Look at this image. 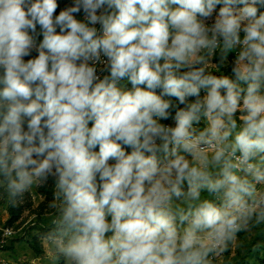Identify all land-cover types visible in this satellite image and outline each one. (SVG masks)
Returning <instances> with one entry per match:
<instances>
[{"label":"clouds","instance_id":"clouds-1","mask_svg":"<svg viewBox=\"0 0 264 264\" xmlns=\"http://www.w3.org/2000/svg\"><path fill=\"white\" fill-rule=\"evenodd\" d=\"M37 185L50 264H217L264 226V0H0V189Z\"/></svg>","mask_w":264,"mask_h":264},{"label":"rangeland","instance_id":"rangeland-1","mask_svg":"<svg viewBox=\"0 0 264 264\" xmlns=\"http://www.w3.org/2000/svg\"><path fill=\"white\" fill-rule=\"evenodd\" d=\"M58 3L63 8L70 4L71 0H58ZM32 55L34 56L36 53L33 52ZM232 59H234V54L229 57V60ZM222 72L223 74L230 72V68L222 69ZM122 83H125L128 88L131 87L130 83ZM162 122L172 123L171 120ZM52 192L51 185L33 186L23 195L16 206H9L3 195V189H0V207L3 217L15 231L5 253L11 264H31L33 259L37 261V264H50L49 247L40 237L48 230L54 212L49 207L53 199ZM258 241H264V226L254 229L249 234L241 233L240 241L233 245L229 252L219 257L217 264H264V256L252 251V247Z\"/></svg>","mask_w":264,"mask_h":264},{"label":"built area","instance_id":"built-area-1","mask_svg":"<svg viewBox=\"0 0 264 264\" xmlns=\"http://www.w3.org/2000/svg\"><path fill=\"white\" fill-rule=\"evenodd\" d=\"M107 74V73H104ZM10 228L12 229V235L5 236L4 229ZM15 231L11 226L7 224V219L3 217L2 208L0 207V264H11V262L6 258L5 253L7 247L10 245V241L13 238Z\"/></svg>","mask_w":264,"mask_h":264},{"label":"trees","instance_id":"trees-1","mask_svg":"<svg viewBox=\"0 0 264 264\" xmlns=\"http://www.w3.org/2000/svg\"><path fill=\"white\" fill-rule=\"evenodd\" d=\"M224 74H226V75H230L231 73L230 72H225ZM11 221L9 220V223H10Z\"/></svg>","mask_w":264,"mask_h":264}]
</instances>
